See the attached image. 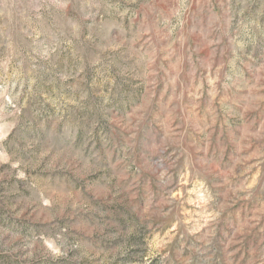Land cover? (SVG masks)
I'll return each mask as SVG.
<instances>
[{
  "label": "rangeland",
  "instance_id": "obj_1",
  "mask_svg": "<svg viewBox=\"0 0 264 264\" xmlns=\"http://www.w3.org/2000/svg\"><path fill=\"white\" fill-rule=\"evenodd\" d=\"M0 264H264V0H0Z\"/></svg>",
  "mask_w": 264,
  "mask_h": 264
}]
</instances>
